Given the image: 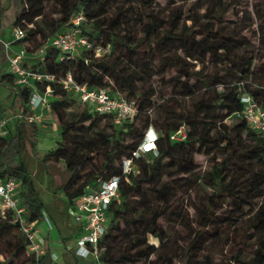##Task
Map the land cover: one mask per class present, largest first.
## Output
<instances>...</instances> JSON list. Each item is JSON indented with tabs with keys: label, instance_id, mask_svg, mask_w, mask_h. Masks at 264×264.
I'll list each match as a JSON object with an SVG mask.
<instances>
[{
	"label": "trees",
	"instance_id": "trees-1",
	"mask_svg": "<svg viewBox=\"0 0 264 264\" xmlns=\"http://www.w3.org/2000/svg\"><path fill=\"white\" fill-rule=\"evenodd\" d=\"M155 1H143L149 11L122 18L121 5L137 4L140 0L16 1L14 28L24 30V39L19 42L27 54L64 31L71 16L79 11L84 15L82 35L90 41L105 37L113 51L110 58L95 57L91 51L67 55L46 45L43 59L38 58L30 66L54 77V81L37 87L42 90L46 84L51 86L54 99L50 106L61 138L40 162L47 172L49 163L66 165L70 181L66 186L58 185L56 191L71 201L86 187L96 188L98 179L121 175L122 161L140 144L134 139H142L147 127L152 126L157 131L156 154L148 153L135 160L137 173L119 182L120 202L111 203L108 229L98 244L102 264H150L149 259L159 246L149 244L147 236L155 237L160 246L162 241L158 226L163 215L160 204H169L176 197L172 179L196 175L197 153L208 161V169L196 176L207 190L200 201L204 222L197 227L187 256L197 264H264V138L248 127L240 101V95L245 93L264 109V54L257 57L242 49L239 36L223 23L227 9L221 0H196L188 17H184L180 5L190 0H165L166 18L152 11ZM112 10L115 17H107ZM201 10L203 13H198ZM105 20H112L111 27L115 29L122 27L124 31L125 26L131 25L139 32L104 30ZM258 42L264 48V28H260ZM257 60H261L259 65H255ZM145 69L151 75L171 70L176 73L171 78L175 83L173 93L157 105L152 90H140ZM67 74L77 84L106 89L133 101L138 110L136 117L131 123L115 127L108 115H97L86 107L81 113L70 111L76 99L59 83ZM192 79L196 80L194 85L190 84ZM5 81L10 84L13 105L22 117L10 135L0 136V178L12 177L7 162L18 157L16 178L21 205L28 221L37 222L42 219L44 204L21 158L24 129L36 155L38 130L35 123L27 122L30 89L16 85L11 73L2 75L0 83ZM202 81H206V87ZM228 118L239 123L230 128L225 123ZM139 119L142 125L136 135L132 124ZM182 126L186 128L184 139L173 141L172 134ZM127 139L131 141L126 142ZM149 187L153 199L148 197ZM224 205L226 211L221 215L225 216L220 217L217 211ZM8 231H13L10 238ZM13 242V250L24 257L21 264H54L47 249L39 259L28 254L26 238L8 213L0 219V243ZM221 242L222 248L217 250ZM128 244L132 245L130 250ZM216 256L220 257L217 262ZM160 258L158 264H172L169 256ZM0 264L10 263L0 260Z\"/></svg>",
	"mask_w": 264,
	"mask_h": 264
},
{
	"label": "built area",
	"instance_id": "built-area-1",
	"mask_svg": "<svg viewBox=\"0 0 264 264\" xmlns=\"http://www.w3.org/2000/svg\"><path fill=\"white\" fill-rule=\"evenodd\" d=\"M84 21L82 12L74 13L69 26L62 32L55 34L46 43L43 42L31 55L43 59L46 45L58 49L63 54L74 55L80 51H91L95 57H103L106 50L81 33V25ZM24 30L20 27L13 29V41L19 42L24 39ZM5 55L8 59L9 72L15 77V84L30 89L29 110L30 115L27 122L40 124L43 111H51L49 98L52 97V89L46 84L44 89L37 85L54 81V77L32 70L24 65V58L27 53L22 48L20 51L10 53L9 41L0 39ZM63 58V57H62ZM61 58V59H62ZM61 88L73 95L78 105L86 107L90 112L97 115H108L115 127L131 123L136 117L138 110L133 101L127 100L118 93L111 94L106 89L88 88L86 85L77 84L70 74H67L59 81ZM240 101L244 104L242 116L249 128L259 132L264 138V109H262L248 94H241ZM20 114L0 118V136H7L16 126ZM178 130L172 134V139H180ZM157 133L152 127L145 131L142 141L128 159L122 161V174L111 177L107 180L98 179L96 188H88L74 197L69 202V210L73 221L80 227L82 233L75 241L74 254L82 258H90L94 264H102L99 260L101 247L98 245L108 229V210L112 202H120L119 182L129 174L137 173L135 160L145 157L146 154H156L155 141ZM20 183L16 177L0 178V219L12 215L13 223L17 224L27 241V252L39 259L46 253V248L40 240L36 239L34 222H29L26 211L21 205ZM52 261L55 255H51Z\"/></svg>",
	"mask_w": 264,
	"mask_h": 264
},
{
	"label": "rangeland",
	"instance_id": "rangeland-1",
	"mask_svg": "<svg viewBox=\"0 0 264 264\" xmlns=\"http://www.w3.org/2000/svg\"><path fill=\"white\" fill-rule=\"evenodd\" d=\"M144 0H140L137 4L121 5V10L123 13L119 15L121 18L126 14L132 16L140 13L141 11H149L144 8ZM196 0H190L187 3L181 4V8L184 11V17H188L193 9V3ZM224 7L227 9V18L223 23L233 28L234 32L239 36L238 41L242 44V49L246 50L248 53H253V55L259 57L264 54V48L259 44L258 39L260 37V28H264V0H221ZM152 11L158 13L160 17L166 18L167 16V6L165 0H157L152 4ZM198 13H203V10ZM116 13L114 10L110 11L107 17H115ZM55 16V14H52ZM203 20V19H201ZM106 21V20H105ZM113 21L107 20L104 30L110 32H119L121 34L127 33L129 30L138 34L139 28H132L131 25L125 26L120 29H115L111 27ZM94 45H99L103 49H108L105 52L104 57L110 58L113 55L112 47L107 44V39L105 37H99L93 39ZM261 60H257L255 65H259ZM30 66L34 65V62H28ZM26 66V67H30ZM201 66L197 64L196 69H199ZM145 82L140 84V90L142 92L150 89L154 92L153 102L157 105L161 103L162 99L167 98L170 94L173 93L175 83L171 79L176 73L174 70L166 71L163 74L151 75V72L148 69H145ZM5 73V72H4ZM195 79L190 81L191 85L195 84ZM204 87H206V81L201 82ZM240 92L243 93V87H240ZM54 96L49 98V101H52ZM83 107L78 105L77 102H74L70 111L74 113H81ZM7 110L4 111L0 109V114H6ZM150 116L152 111L149 112ZM227 125H230V128H233L235 123H239L234 118H228L225 122ZM54 124V125H53ZM140 119L133 122L132 127L135 130L136 135L140 132L141 129ZM56 129V142L60 141V129L58 121L53 114L52 110L47 112L43 111L42 113V122L40 123L41 132L45 135L51 130V127ZM152 127V126H148ZM147 127V128H148ZM155 131L156 129L152 127ZM147 130V129H146ZM145 130V131H146ZM179 130L184 131L186 128L182 126ZM157 132V131H156ZM183 134H179L180 139H172L175 142L182 141ZM143 137V136H142ZM135 141L141 143L142 139L136 137ZM130 139H127L126 142H130ZM194 161L197 167L196 175L193 177L178 176L171 180V183L176 187V197L169 204H160V208L163 211V215L158 221V226L161 229V246L160 242L153 236H147V242L154 245L155 247L159 246V249L156 253L150 257V264H158L161 260L160 257L163 255L169 256L172 260V264H197L192 257L187 256V251L194 239V234L199 225H202L204 222L203 216L204 212L200 207V201L205 195V188L196 180V176L201 174L203 171L208 169V161L206 156L201 153L194 155ZM19 165L18 157H12L7 162V170L12 174L11 176L16 177L18 173L16 168ZM151 188L149 187L148 197L153 199L151 194ZM41 200V199H40ZM42 201V200H41ZM226 211V206L224 205L222 209L217 211V214L224 213ZM221 215L220 217H224ZM13 235V231L7 232V238H10ZM14 241V240H13ZM221 244L217 250H221ZM15 243L4 244L0 243V260L5 261L10 264H21L24 260L23 256H20L13 250ZM132 248L131 244H128L127 250ZM201 255V253H199ZM201 259V258H200ZM220 257L216 256L215 261H219ZM199 264V263H198Z\"/></svg>",
	"mask_w": 264,
	"mask_h": 264
},
{
	"label": "crops",
	"instance_id": "crops-1",
	"mask_svg": "<svg viewBox=\"0 0 264 264\" xmlns=\"http://www.w3.org/2000/svg\"><path fill=\"white\" fill-rule=\"evenodd\" d=\"M16 1L0 0V39L11 43L10 53L18 52L23 48L20 42L13 41L14 23L18 15ZM37 59L38 57L27 54L24 65L30 66L27 63H33ZM4 72L10 73L7 56L4 50H1L0 78ZM9 86L10 84L6 81L3 84L0 83V109L7 110L6 114H0V118L19 114L13 105L14 94L9 90ZM35 125L38 130L34 148L36 155L32 152V141L24 129L21 138V158L33 179L37 195L44 204L42 219L33 224L36 239L42 242L50 256L55 255V260L52 261L54 264H94L90 258H82L74 254L75 241L82 231L72 219L67 198L62 192L56 191V187L61 184L59 177L52 176L40 162V159L56 146L58 136H56V129L52 126L51 130L44 135L40 131V124L35 123ZM13 130L11 127L8 135Z\"/></svg>",
	"mask_w": 264,
	"mask_h": 264
},
{
	"label": "water",
	"instance_id": "water-1",
	"mask_svg": "<svg viewBox=\"0 0 264 264\" xmlns=\"http://www.w3.org/2000/svg\"><path fill=\"white\" fill-rule=\"evenodd\" d=\"M47 168L52 176L59 177L61 185L66 186L70 181V175L64 163H60V165L49 163L47 164Z\"/></svg>",
	"mask_w": 264,
	"mask_h": 264
}]
</instances>
